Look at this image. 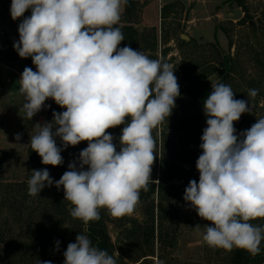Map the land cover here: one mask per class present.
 <instances>
[{
  "label": "clouds",
  "instance_id": "9594fccd",
  "mask_svg": "<svg viewBox=\"0 0 264 264\" xmlns=\"http://www.w3.org/2000/svg\"><path fill=\"white\" fill-rule=\"evenodd\" d=\"M126 3L12 0L10 8L13 20L31 9V16L19 24V41L14 43L18 55L31 57L37 69L25 67L19 80L22 118L31 120L49 98L66 109L53 112L51 122L38 124L30 139L32 151L42 164L59 166L63 158L57 137L64 148L88 142L79 154V168L69 163L58 181L47 168L32 170L28 194L35 197L53 183L58 189L62 186L64 201L72 205L71 217L85 225L101 218V208L115 218L134 211L140 191H147L152 181L153 130L168 120L180 96L171 64L130 46L119 47L125 38L116 25ZM211 86L203 102L207 127L196 162L199 182L191 180L183 198L202 220L211 222L201 233L209 247L243 249L256 256L264 240V226L252 223L264 219V117L238 138L234 122L252 112L249 100L234 99L230 85L212 82ZM258 93L249 89L248 96ZM120 125L124 126L117 151L107 130ZM20 139L17 134L16 140ZM63 255L64 264H117L119 257L117 251L110 255L93 246L80 233Z\"/></svg>",
  "mask_w": 264,
  "mask_h": 264
},
{
  "label": "rangeland",
  "instance_id": "374dc122",
  "mask_svg": "<svg viewBox=\"0 0 264 264\" xmlns=\"http://www.w3.org/2000/svg\"><path fill=\"white\" fill-rule=\"evenodd\" d=\"M128 1H133L134 7L128 14L127 3L123 5L116 27L131 20L143 45L149 36L156 33L158 46L154 55L173 66L179 84L180 96L175 101L172 114L152 133L156 140V159L151 178L159 180L160 161L164 154L170 158V145L182 156L201 150L199 146L205 125L198 123L196 117L204 113V110L193 98V68L196 72L216 69L217 72L208 78L209 90L212 91V82L224 83L231 86L234 99L249 100L252 112L243 113L238 121L246 119L254 124L257 119L264 117V0H242L244 9L238 7V3L233 0ZM11 3L12 0H0V29L5 27L4 29L13 32L26 18L28 10L22 17L13 20ZM168 4H174V7L162 18L161 10ZM244 10L250 18H246V23L240 24ZM184 35L189 40H183ZM142 52L146 56L150 55L149 52ZM224 55H230L233 59V70L229 75L220 66ZM24 65L30 67V64ZM24 65L8 62L4 64L5 68L0 67V264H38V261L52 262V258L61 259L60 251L50 253L45 248L44 251L41 249V238H47L48 226L54 222V213L46 209V203L58 199L70 207V202L64 201L62 186L46 191V199L30 196L23 203H19V199V202L10 200V193L21 197L17 187L10 191L6 188L9 184L27 183L32 170H41L30 162V139L37 133L38 124L47 122L50 109V101L47 99L45 107L31 120L22 118L23 113L19 112V107L24 101L18 91V79L25 69ZM249 89H258V95L255 98L249 97ZM17 134L21 135L19 141L16 140ZM58 142L59 137L56 138V143ZM113 143L119 151V139L113 137ZM87 146V141H82L77 146V155L71 161L77 164V168L79 154ZM185 167L197 171V167ZM61 176L57 172L50 173L54 182ZM172 185L168 184L164 190L163 201H167V209L158 210L161 203L156 195L147 201H139L130 215L120 218L112 217L103 208L109 214L108 232L115 252L119 253L117 264L120 261L127 264H229L230 251L209 247L202 240L204 225H210L211 222L202 220L190 203L184 200L183 186L178 189ZM153 202L157 230L153 239L146 240L143 229L151 224ZM261 222L263 219L252 221L255 225H260ZM135 223H138L142 232L138 230V234L127 235L125 227L129 228ZM35 224L47 226L46 232L35 230ZM197 225H200L199 229L195 228ZM55 239L62 244L73 241L70 234L61 232ZM144 255L148 256L142 258Z\"/></svg>",
  "mask_w": 264,
  "mask_h": 264
},
{
  "label": "trees",
  "instance_id": "16d2710c",
  "mask_svg": "<svg viewBox=\"0 0 264 264\" xmlns=\"http://www.w3.org/2000/svg\"><path fill=\"white\" fill-rule=\"evenodd\" d=\"M238 3V7L244 9V4L242 0H233ZM134 7L133 1L127 2V10L128 14L130 13V9ZM174 7V4H168L165 5L161 10V16L162 18H165L170 11ZM244 17L239 21L240 24L246 23V18H250L249 14L244 10ZM121 29V31L124 34L125 40L121 41L119 47L124 46H130L132 49L137 51H145L149 52L150 55L148 56L150 59H158L155 54L158 46V39L156 33H153L151 36H149L147 41H145V45L142 44L143 41H140V34L137 31V29L134 27V24L131 20H127L125 22V25H119L117 26ZM232 45V44H231ZM2 46H0V54H2ZM166 52H164V55ZM4 61H22L25 64H30V68L34 65L32 62L31 57L27 58H21L18 55V52L13 49H9L2 58ZM32 64V65H31ZM220 66L225 70L226 74L229 75L233 70V59L230 55H224L223 58L220 61ZM196 69L193 68L192 71L193 74V81H192V87H193V98L195 102H198L203 106L204 100L207 99L208 95L211 93V90L208 89L209 83L208 78L215 74L217 71L215 68L210 70H204L201 72H196ZM50 109L47 114V122H51L53 120V112H62L66 109L61 108L59 105L55 103L54 100L50 99ZM207 117L204 113L200 114L196 117V120L198 123L205 125V128L207 127L206 124ZM253 125V123H249L246 119L237 121L234 124V128L236 129V135L238 138H240V134L244 131L250 129V127ZM124 125H120L114 128H110L107 131L112 134L114 138L119 139L121 135V131ZM58 147L62 148L61 156L63 158V163L59 166H51V165H44L41 162V157L36 153L35 151H32L30 149L29 151V158L32 165L40 167L41 169L47 168L49 173L57 172L59 174H64L66 171L69 170L68 165L71 163L72 160H75V157L77 155V146H71L69 145L67 148L63 147V142L60 139V142L57 143ZM170 158L169 155H165L162 157L160 161V175L161 179L156 180L154 178H151L152 181H149L148 184V190L140 191L139 195V201H147L153 196H157L158 200L160 199V205L158 206V210L167 209V201H163V198H165L164 190L166 189L168 184H173V188L180 189L181 186H183V189L185 190L186 187L189 185V182L191 180H196L197 183L199 182V171L189 170L185 166H191L196 167V162L199 158V156L202 154V149L197 151H192L191 154H187L186 156H182L181 154L176 153V150L173 148L172 145H170ZM179 162H183V164H179ZM153 181H159L153 182ZM0 184L1 179H0ZM13 187H17V192H19L21 197L10 193L9 197L10 200H20L19 203H23L26 200V197H30L28 194V185L26 182L22 183H16V184H9L6 185V188L8 191H10ZM57 188L55 186V183H53L52 186H46L41 190L39 195L35 196L36 199L42 200V198L46 199L44 196V193L46 191H49L51 189ZM23 194V195H22ZM47 207L46 209L48 211H53V220L54 222L49 225L48 227V236L47 238H41V249L44 251V248L50 252L55 253L57 251H60L62 253L61 259H54L52 258V264H64L65 257L63 253L66 251L68 244H62L60 240L59 241V248L57 249L55 239L56 235H59L60 232L64 234H70L72 236L73 241L71 243H74L76 241V236L80 234H85L89 237V239L92 241L93 246L98 247L101 250H106L110 255L114 254L115 252V246L112 241V238L108 232V226L107 221L109 220V214L105 213L103 208H101L100 211V219L98 221H91L87 225L83 223V221L79 219H74L70 215V208L72 205H69L68 208L66 204L61 202L58 199H52L47 201L46 203ZM154 209L155 205L154 202L151 205V224L148 225L146 228L143 229L145 231L144 236L147 240L153 239L155 237L156 233V219L154 215ZM157 222H159V215H157ZM258 226H264V219L263 222L260 223ZM32 227L33 224H32ZM47 226H44V224H35V230H38L40 233L46 232ZM126 228L127 235L133 234V233H139L138 230H140L141 227L138 226V223H135L131 225V227ZM140 232H142L140 230ZM53 237H52V236ZM63 235V234H62ZM126 235V238L128 236ZM60 237V236H59ZM47 239L49 241L47 242ZM2 240V237H0V241ZM261 251L258 255L252 256L249 254L246 250L243 249H237L234 248L232 251H230L229 255V264H264V240H262L260 245ZM41 251V250H40ZM148 255H144L142 258L147 257ZM148 260V259H145ZM144 260V261H145ZM120 264H127L124 261H120ZM138 262V261H136ZM13 264V263H12Z\"/></svg>",
  "mask_w": 264,
  "mask_h": 264
},
{
  "label": "crops",
  "instance_id": "0c3cea01",
  "mask_svg": "<svg viewBox=\"0 0 264 264\" xmlns=\"http://www.w3.org/2000/svg\"><path fill=\"white\" fill-rule=\"evenodd\" d=\"M186 1V0H184ZM31 13V9H28L27 11V14H26V17H30V14ZM5 27H3V29H1L2 31V35H0V46H2V54H0V67H4V64L5 63H8V62H16V63H22L24 65V63L22 61H4L2 58H3V55L9 50V49H12L14 48L13 47V43L14 42H18L19 41V32H18V29H13V32L12 30L8 29H4ZM1 53V52H0ZM25 67V65H24ZM22 74V73H21ZM21 74L19 76V79H18V84H19V80H20V77H21ZM9 82V81H8ZM19 88V87H18Z\"/></svg>",
  "mask_w": 264,
  "mask_h": 264
},
{
  "label": "built area",
  "instance_id": "2783aa9c",
  "mask_svg": "<svg viewBox=\"0 0 264 264\" xmlns=\"http://www.w3.org/2000/svg\"><path fill=\"white\" fill-rule=\"evenodd\" d=\"M0 35H2V31H1V29H0ZM31 68H32L33 71H36V70H37L35 65H33ZM20 78H21V77H20Z\"/></svg>",
  "mask_w": 264,
  "mask_h": 264
},
{
  "label": "water",
  "instance_id": "95a60500",
  "mask_svg": "<svg viewBox=\"0 0 264 264\" xmlns=\"http://www.w3.org/2000/svg\"><path fill=\"white\" fill-rule=\"evenodd\" d=\"M183 40H189V38L188 37H186V35H184L183 36ZM0 169H2V166H1V168Z\"/></svg>",
  "mask_w": 264,
  "mask_h": 264
}]
</instances>
